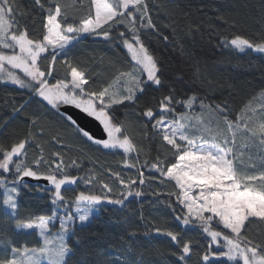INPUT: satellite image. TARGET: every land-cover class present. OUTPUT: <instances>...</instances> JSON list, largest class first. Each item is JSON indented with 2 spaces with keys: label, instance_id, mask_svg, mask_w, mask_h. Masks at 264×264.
Here are the masks:
<instances>
[{
  "label": "snow or ice",
  "instance_id": "snow-or-ice-1",
  "mask_svg": "<svg viewBox=\"0 0 264 264\" xmlns=\"http://www.w3.org/2000/svg\"><path fill=\"white\" fill-rule=\"evenodd\" d=\"M29 3L25 7L21 0H0V83H11L31 93L29 100L14 107L13 112L23 113L31 97H39L51 106L60 125L50 143L62 145L61 129L71 130L86 143L122 150L123 166L134 170L135 175L125 177L109 168L106 171L115 178L110 184L91 170L85 176L72 174L71 168H80L77 159L66 163L60 151L46 156L41 117L32 115L26 130L13 133L11 144L0 143V219L5 229L14 223L16 232L34 230L38 240L31 247L26 243L17 246L10 238L0 242V264H156L145 255L146 250L137 247V217L144 223V235L154 232L169 238L171 260L159 248L153 250V254L164 256L162 264H264V239L256 238L264 235V89L244 104L234 119L227 102L206 103L196 93H177L141 37L142 30H157L148 0ZM153 8L159 11L162 6L153 0ZM81 12L84 14L79 15ZM218 19L231 28L230 34L218 37L220 46L240 54L264 56V0L256 21L259 29L253 36L237 32L235 19ZM185 27V35L201 31L200 25ZM178 28L179 24L173 27L174 34ZM86 36L119 41L115 46L127 50L130 68L117 69L108 82L93 88L96 81L87 70L66 58L61 61L65 78L50 84L48 77L56 71L57 56L67 57V52ZM177 45L181 46L179 41ZM49 57L48 65L42 68L40 62ZM17 69L23 77L13 71ZM148 89L160 92V96L141 105ZM114 106L133 108L147 147L133 135L135 122L127 113L119 119ZM12 119H0V136L8 135ZM89 119L102 126L106 138H97L82 122ZM155 141L159 143L153 157ZM30 149H35L31 160ZM25 178L44 180L51 187L30 185ZM80 181L98 184L99 191L76 192L73 186ZM157 181L172 185L174 191L169 196H175L180 206L175 223L164 227L148 222L142 206L131 216L126 211L132 202L129 198L144 200L150 190L158 196L159 192L152 190ZM23 190L46 193L53 206L51 214L20 218ZM69 191L73 195H67ZM105 202L118 206L123 216L118 222L127 225L126 241L116 253L80 238L76 227L78 221L83 230L93 215L91 206ZM168 206L173 207L171 203ZM59 208L66 209L64 216H58ZM253 225L256 232L250 235Z\"/></svg>",
  "mask_w": 264,
  "mask_h": 264
},
{
  "label": "trees",
  "instance_id": "trees-1",
  "mask_svg": "<svg viewBox=\"0 0 264 264\" xmlns=\"http://www.w3.org/2000/svg\"><path fill=\"white\" fill-rule=\"evenodd\" d=\"M65 2H69V0H65ZM148 2L152 8L151 15L157 25V30H142L141 37L161 62L165 75L174 84L177 93L184 95L196 93L199 97L204 98L206 103L223 104L227 102L231 117L234 119L244 104L252 97H256L261 89H264V56L253 52L240 54L220 46L218 37L230 34L231 28L224 25L218 17L225 16L229 20H237L236 31L253 36L259 29L256 21L260 16L261 0H155V3L162 6L159 11L153 8V0H148ZM21 4L25 7L30 6L29 0H21ZM185 13H187L186 16ZM83 14V12L79 13V15ZM177 24H179V28L174 34L173 27H176ZM187 24L200 25L201 31L195 33L194 36L185 35ZM214 28L219 31H214ZM37 29H39V17H37ZM121 30H124L122 26ZM164 36H167L168 40H164ZM177 41L181 46L177 45ZM119 43V41H105L102 37L86 36L67 52V57L64 54L57 56L56 71L48 77L49 83L55 84L57 80L65 78L61 61L67 58L86 69L91 80L96 81L92 87L99 88L101 84L108 82L115 75L117 69L128 70L131 66L132 62L127 50L122 45L115 46ZM50 59L49 57L48 60H42L41 67H46ZM30 96L31 93L28 89H21L10 83L6 85L0 83V119L14 117L10 120L8 135L0 136V143L11 144L13 133L26 130L29 117L35 114L41 117L39 123L45 129V138L41 142L45 146L46 156L53 151H60L65 154L66 163H69L71 159H77L80 168H71L72 174L85 176L91 170L110 184H114L115 178L110 177L106 171L109 168L121 172L125 177L135 175L134 170L126 169L123 166L122 150L103 149L102 146L86 143L74 137L71 130L61 129L64 141L62 145L50 143L51 135L60 125L54 110H51V106L47 105L46 101L33 96L31 103L23 113L15 114L13 112L14 107H19L28 101ZM159 96L160 92L148 89L146 94L141 97L140 104L153 103L152 98ZM114 107L119 119H124L127 113L128 119L135 122L133 135L147 147L148 142L143 141L140 123L137 122L133 108ZM178 111H186V109L178 108ZM158 143V141L153 142L151 153L153 157L157 154ZM34 152L35 149L29 150V160L32 159ZM140 159L143 161L144 156L141 155ZM26 181L30 185L39 184L51 187L45 183ZM73 187L76 192L99 191L98 184L86 185L82 181ZM143 187L146 188L147 185ZM152 190L158 191L159 195H152L150 190L144 200L129 198L132 202L126 210L127 215L131 216L142 206L148 222L161 227L174 224V216L179 212L180 206L177 205L175 196H169V193L174 191L172 185H161L157 181L152 184ZM67 195L71 196L73 192L69 191ZM169 203L173 207H169ZM19 205V215L22 219L51 214L53 208L47 194L37 190H23L19 198ZM117 207L106 202L96 205L97 213L83 230H80L79 224L76 223L80 238L104 245L109 252L116 253L127 238V233L124 230L127 225L122 226L118 222L123 220V216ZM73 210L74 207L71 211ZM57 213L58 216H64L66 209L59 208ZM137 225V247L141 251L146 250L145 255L156 264H162L164 256L153 254L155 248H159L171 260L168 255L171 248L169 238L154 232L144 235V223L140 222L138 217ZM56 228H58V223H56ZM255 232L256 226L253 225L249 234L254 235ZM26 233L16 232L14 223H9L5 229L2 219H0V242L10 238L17 246L26 243L31 247L37 243V233L35 231L31 235ZM256 238L262 240L264 235L256 236ZM198 239L201 243H206L202 238ZM2 247L3 244L0 243V248Z\"/></svg>",
  "mask_w": 264,
  "mask_h": 264
},
{
  "label": "water",
  "instance_id": "water-1",
  "mask_svg": "<svg viewBox=\"0 0 264 264\" xmlns=\"http://www.w3.org/2000/svg\"><path fill=\"white\" fill-rule=\"evenodd\" d=\"M66 107H69V110H71V111H78V110H75V109L70 108V106H66ZM82 122L85 123V124L88 126V128L91 130V132H92L93 134H95V136H96L97 138H101V137L106 138V134L103 133L102 126H100V125L98 124V122L92 121V120H90V119H89V120H82ZM25 179H26V180H29V181H33V182H40V183H45V184H47V182L44 181V180H39V181H37V180L32 179V178H25Z\"/></svg>",
  "mask_w": 264,
  "mask_h": 264
},
{
  "label": "rangeland",
  "instance_id": "rangeland-1",
  "mask_svg": "<svg viewBox=\"0 0 264 264\" xmlns=\"http://www.w3.org/2000/svg\"><path fill=\"white\" fill-rule=\"evenodd\" d=\"M13 71H16L17 72V74L18 75H21L22 77H23V73L20 71V70H13ZM11 84V83H10ZM256 97H258V95L256 96ZM196 112H199L200 111V109L198 108V107H196L195 109H194ZM186 111H189V110H186ZM91 207H93L94 208V211H93V215L90 217V220H91V218L97 213V208H96V205L95 206H91ZM73 212H75V208H74V210H73ZM56 223H58V221L56 222ZM77 224H79V222L77 221L76 222ZM33 232L34 230H25V232Z\"/></svg>",
  "mask_w": 264,
  "mask_h": 264
}]
</instances>
